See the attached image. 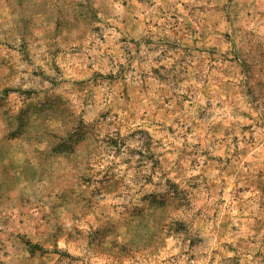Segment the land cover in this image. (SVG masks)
Wrapping results in <instances>:
<instances>
[{
  "label": "rangeland",
  "instance_id": "obj_1",
  "mask_svg": "<svg viewBox=\"0 0 264 264\" xmlns=\"http://www.w3.org/2000/svg\"><path fill=\"white\" fill-rule=\"evenodd\" d=\"M211 2L139 0L155 9L143 22L145 52L128 32L129 0H42L53 20L66 13L78 19L67 36L58 20L55 29L47 16L36 20L34 0H0L5 257L14 255V264H264V122L228 103L237 94L264 102V33L221 31L220 5L212 14ZM229 5L239 19L238 0ZM86 12L91 28L80 19ZM258 15L264 20V11ZM113 19L120 26L108 23ZM224 20L233 24L231 16ZM100 24L118 38L106 37ZM25 30L40 35L25 39ZM150 59L159 67L149 72ZM199 96L206 106L197 107ZM213 99L223 102L210 122ZM186 106L196 108V119ZM27 112L34 113L32 138H17L12 118L23 123ZM84 116L94 134L75 151L69 142ZM136 121L149 128L124 135Z\"/></svg>",
  "mask_w": 264,
  "mask_h": 264
},
{
  "label": "clouds",
  "instance_id": "obj_2",
  "mask_svg": "<svg viewBox=\"0 0 264 264\" xmlns=\"http://www.w3.org/2000/svg\"><path fill=\"white\" fill-rule=\"evenodd\" d=\"M110 2L111 0H109V3ZM185 2H189V0H185ZM191 2L194 3L195 0H191ZM238 2L241 5L240 9H237V11H239V19H237V17L233 14V7L231 5L225 7V5H227L228 3V0H212L211 4L209 5V8L212 9V14H215L217 5H220V8H221V11L219 13L220 30L226 31V32L239 33V29L241 27H244V28H249V29L258 28V30L261 33H264V20H262L260 16L258 15V12L264 11V0H238ZM34 3L37 5L36 11L40 13L39 15H36V20L38 22L44 21L46 16L49 20H53L54 14L48 12L47 9L43 8L42 0H34ZM155 3L159 5L160 0H155ZM129 4L130 6H134V7H130V10H128L127 12V16L129 18L128 32L131 34V36H133L135 39L140 41L141 47L144 48V44H143V41L141 40V37L147 36V30L145 29L143 22L146 20V18H150V13L155 12V9H147L144 5H141L139 3V0H129ZM245 5H247V7H245ZM94 7H100V5L97 4V5H94ZM115 9H116V14L120 15L121 18H123L125 14V9L122 7V5L119 3L115 4ZM100 11H101V18L104 19L105 10L101 8ZM249 11L252 12L251 17L247 15ZM142 12L143 14H141ZM228 16H231L233 20L232 25H228L224 20V17H228ZM136 17H139V24H138V27H136L135 31H133L132 25L137 23L135 19ZM80 19H82L89 26V28H91L95 24V22L91 19V16L87 12L84 13V15ZM55 20L59 21V30L61 34L65 36H67L69 32L75 31L78 25V19L75 16L67 14V13L62 16H56ZM55 20H53L51 24L52 29H55L57 26ZM108 23L114 24L116 26H120L118 21H116L115 19L108 21ZM98 27L101 28V30L104 32L106 37L111 36L112 38H118L119 36V34L116 33L115 28H106L104 24H100L98 25ZM152 31L155 32L156 30L152 29ZM32 35H40V33L39 32L31 33L30 30L24 31L25 39H30ZM13 38H14L16 45L18 46L20 43V36L13 34V36L9 37V40L11 41ZM2 39H5V38L3 36H0V40ZM235 42L239 46V40L237 39L235 40ZM222 47L228 48L230 47V45L222 44ZM144 51L146 52L147 48H144ZM159 55H160V52H155L153 54V57L159 56ZM161 60H162L163 65L166 68H171L172 63H173L171 59H166L162 57ZM120 62L123 63L124 60L121 58ZM133 66L137 68V71L141 70L140 67L138 66V61ZM149 66L159 67V65H153L151 59L149 60V64L144 66V70L150 72ZM104 70L105 71H109V70L117 71L118 69L115 67H113L112 69H108L107 67H105ZM137 81H138V77H137ZM192 83L195 84V81L193 80ZM184 87H186V85ZM213 95H214V90H213ZM97 98L99 99V97ZM220 102H223V101H219L217 99L212 100L213 107L209 111L210 112L215 111L217 115L214 116L212 121L210 122H214L216 119L220 117V110L216 108V104ZM232 102H235V106L239 107L242 111H250L251 115L256 117V123L264 122V102L257 105V101L253 96L243 97V96H240L239 94L232 97L231 100L228 101V103H232ZM109 103H111V101H109ZM202 105L206 106V101L203 96H199L197 107L202 106ZM254 105H256V110L252 111V107ZM101 106L102 105H98L97 110H99ZM186 110L188 112V115H190L193 119H196V108L195 107L191 109H187V106H186ZM230 112H231V109L228 108L226 104L223 114L227 115L229 120H232L233 117L232 115L229 114ZM33 118H34L33 112H27L23 116V123H20V121H18L15 117L12 118V129L11 130L17 133V138H21V137H27L29 139L32 138L30 136V133L33 127V124H32ZM235 119L237 121H240L241 123H249V121L243 120L239 114L236 115ZM91 123H92V120L89 118V116L83 117V126L80 128L79 134L74 136L72 140L69 142V147L71 149L75 151H80L82 147L88 146L89 139L94 134L93 128L90 127ZM137 127L149 128V124L147 122L143 124H141L139 121L133 122L128 127H126L123 134L127 136L129 131L134 130ZM256 131H257V135L259 136L260 130L257 129ZM196 135H198V133L194 132L193 136L188 137L191 143H195V140L193 137ZM146 139H147L146 137L142 139L138 138V140H140V143H135V142L130 141L129 147H134V148L140 147L143 143V140H146ZM176 142L183 143V141H180L179 139ZM21 231H23V229H21ZM4 243H7V241L5 240ZM8 247L11 250L10 244L8 245ZM12 251L14 252V250ZM24 255L25 256L28 255L26 248L24 249ZM15 258L16 257L14 255L5 257L3 252H0V261H3V264H10V262H13L14 264Z\"/></svg>",
  "mask_w": 264,
  "mask_h": 264
}]
</instances>
